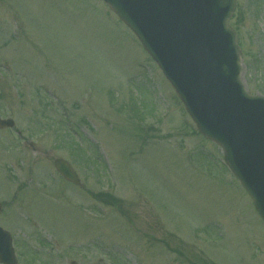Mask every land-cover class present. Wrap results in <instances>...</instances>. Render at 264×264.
Listing matches in <instances>:
<instances>
[{
  "label": "rangeland",
  "instance_id": "1",
  "mask_svg": "<svg viewBox=\"0 0 264 264\" xmlns=\"http://www.w3.org/2000/svg\"><path fill=\"white\" fill-rule=\"evenodd\" d=\"M235 9L243 82L264 95V0ZM0 115L15 122L0 226L20 263L264 264V222L222 148L100 0H0Z\"/></svg>",
  "mask_w": 264,
  "mask_h": 264
},
{
  "label": "water",
  "instance_id": "2",
  "mask_svg": "<svg viewBox=\"0 0 264 264\" xmlns=\"http://www.w3.org/2000/svg\"><path fill=\"white\" fill-rule=\"evenodd\" d=\"M103 1L162 69L199 132L223 147L264 219V97L252 95L242 79V51L228 24L236 0ZM7 126L14 122L0 118V128ZM55 165L78 182L64 159ZM13 253L10 234L0 228V258L9 262Z\"/></svg>",
  "mask_w": 264,
  "mask_h": 264
},
{
  "label": "flooded vegetation",
  "instance_id": "3",
  "mask_svg": "<svg viewBox=\"0 0 264 264\" xmlns=\"http://www.w3.org/2000/svg\"><path fill=\"white\" fill-rule=\"evenodd\" d=\"M1 189V188H0ZM2 213V212H1ZM31 257L28 256H24V258H22L21 263L18 262L17 264H34L33 260H30ZM18 260V259H17ZM0 264H5L3 262L0 261Z\"/></svg>",
  "mask_w": 264,
  "mask_h": 264
}]
</instances>
